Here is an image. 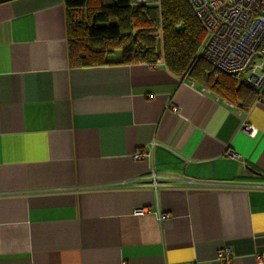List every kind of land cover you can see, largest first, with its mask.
<instances>
[{"label": "crops", "instance_id": "0c3cea01", "mask_svg": "<svg viewBox=\"0 0 264 264\" xmlns=\"http://www.w3.org/2000/svg\"><path fill=\"white\" fill-rule=\"evenodd\" d=\"M67 19L0 0V264H264V101L72 66Z\"/></svg>", "mask_w": 264, "mask_h": 264}, {"label": "trees", "instance_id": "16d2710c", "mask_svg": "<svg viewBox=\"0 0 264 264\" xmlns=\"http://www.w3.org/2000/svg\"><path fill=\"white\" fill-rule=\"evenodd\" d=\"M70 61L75 67L158 64L249 108L258 92L198 58L205 30L187 0H64ZM119 59H112L115 51Z\"/></svg>", "mask_w": 264, "mask_h": 264}, {"label": "built area", "instance_id": "2783aa9c", "mask_svg": "<svg viewBox=\"0 0 264 264\" xmlns=\"http://www.w3.org/2000/svg\"><path fill=\"white\" fill-rule=\"evenodd\" d=\"M159 1V0H157ZM148 4L150 0H137ZM205 30L199 59L218 71L239 78L264 101V0H187ZM156 67V64H150ZM176 111V110H175ZM136 151L135 160L149 158ZM219 264H232L228 248L218 252Z\"/></svg>", "mask_w": 264, "mask_h": 264}, {"label": "rangeland", "instance_id": "374dc122", "mask_svg": "<svg viewBox=\"0 0 264 264\" xmlns=\"http://www.w3.org/2000/svg\"><path fill=\"white\" fill-rule=\"evenodd\" d=\"M119 57H120V50L119 51H115V54L113 56H111L110 58L117 59Z\"/></svg>", "mask_w": 264, "mask_h": 264}]
</instances>
